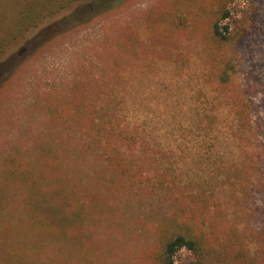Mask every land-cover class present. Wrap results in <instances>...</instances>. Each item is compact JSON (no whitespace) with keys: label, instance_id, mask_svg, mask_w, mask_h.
<instances>
[{"label":"rangeland","instance_id":"obj_1","mask_svg":"<svg viewBox=\"0 0 264 264\" xmlns=\"http://www.w3.org/2000/svg\"><path fill=\"white\" fill-rule=\"evenodd\" d=\"M132 128L147 148L114 149ZM99 136L118 165L84 160ZM65 168L87 225L42 264H157L158 228L203 231L204 264H264V0H0V218L23 228L33 173L44 193ZM1 226L0 264H36Z\"/></svg>","mask_w":264,"mask_h":264},{"label":"trees","instance_id":"obj_2","mask_svg":"<svg viewBox=\"0 0 264 264\" xmlns=\"http://www.w3.org/2000/svg\"><path fill=\"white\" fill-rule=\"evenodd\" d=\"M227 16L228 14H225V17ZM212 31L214 34V40L224 41V43L227 42V37L221 36L217 29L216 23L212 25ZM220 80L221 84H227L229 77L224 74L221 76ZM221 124H223V122L215 120L214 116H205V119L202 122H198V128L202 132L208 133L211 131L212 127L215 128L219 126L222 129ZM247 127L248 130H251V128L247 126V121L244 126L243 121H241V123H239V128L235 131L241 132V130L244 131V129ZM136 130L137 128H132L130 130L129 136L127 134V129L120 131V134H111L116 135L114 137L117 138L114 144H111L113 148L115 149L118 146H121L124 142L131 147H134L135 145L139 146L141 144L144 148H147L145 143L143 145L142 143L138 142ZM111 138L112 137L108 136L105 137L104 140H102L101 136L91 138V144L96 143V146L94 149H85L83 151L84 160L94 164L95 162L103 161L108 162V164L111 162L113 165H118L117 163L121 162L119 159L112 157L108 158L106 154L107 148L112 147L109 144L111 143ZM246 144L248 145V143ZM100 151L102 153H99ZM38 170L39 169L36 170L35 174L32 172L34 175V181L32 184H30V187L31 191L34 192L33 197L28 199L26 189V195L21 197L19 200V208L25 213L24 215H26L27 212L30 215L28 220L20 219L23 228H11L7 222L3 221L2 218H0V223L2 225L1 229H3L6 234L9 233L14 236L13 239H9L6 236V239L9 242L18 244L22 247L27 245L31 246V248L35 249V251L33 252L34 256H30V258H34L36 264H42V259L45 258L46 252L49 248V244L51 245V242H61L62 240H65L66 237L70 238L73 232L76 230L79 232L83 231L85 225H87V222L83 220V205L81 204L80 200L77 199L78 191L81 189V186L79 185L82 183L81 175L76 177L71 171L68 170V168H65V177L63 179L54 180L43 193V184L41 182L39 184L37 183ZM95 175H97V173L91 174L89 177ZM73 177H75L77 181ZM9 197L11 196L5 194V196H2L0 199V212L3 209H6L7 206L13 201ZM108 209L111 210V208ZM14 229L17 230V232H15ZM156 230L158 231V234L161 235V239L163 237V240L160 242V244H158L157 252L155 254L157 264H173L175 254L181 249H186L195 254L197 260L194 262V264L205 263L204 252L206 250L207 239L205 235L203 236L201 234L203 231L200 230V233H194L189 229H181L179 231L173 230L170 232H166V230H160V228ZM9 252H6L7 258ZM19 254L22 259L17 261V264H30L25 263L27 260L26 258L29 256H27L23 250L19 249ZM7 258L4 260V264L10 263L8 262L9 260Z\"/></svg>","mask_w":264,"mask_h":264}]
</instances>
